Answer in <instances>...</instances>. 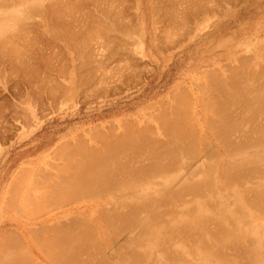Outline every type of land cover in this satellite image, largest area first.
Returning a JSON list of instances; mask_svg holds the SVG:
<instances>
[{
	"label": "bare ground",
	"instance_id": "obj_1",
	"mask_svg": "<svg viewBox=\"0 0 264 264\" xmlns=\"http://www.w3.org/2000/svg\"><path fill=\"white\" fill-rule=\"evenodd\" d=\"M19 1H0L2 3L0 8H3V10L0 9V38L9 33L7 38L5 37L6 39L9 38L8 47L7 45L4 46V42L7 40L5 39V41L2 38L4 41L2 42L0 39V63L3 66L6 65L5 67L0 66L3 70L1 71L0 68V72L1 74L4 73L3 76L5 74L8 77L11 75V78L13 72L18 71L15 74H19L22 71L23 75L26 72L27 77L24 76V78L26 77L25 92H19L26 95L21 98L24 100L29 95L27 101H30L31 95H37L36 100H38L39 95H46V97L49 95L50 99L49 97L44 98L45 100L49 99L52 104L49 105L48 100H43L48 102L44 103V105L48 104V112H45L46 108L41 106L42 96L39 97L38 104H41V107L39 106L38 112L43 107L45 110L41 109L43 111L41 112H45L47 118L49 116L50 120H53L54 115H58L60 111L70 106L67 105L70 102L65 103L69 94L71 96L74 91L79 95L84 90H86L85 92L90 91L91 94L94 91H96L94 94L99 93V91L102 92L100 96L95 95L96 98L102 95L104 98H106V95H119L125 89V87L120 88L119 85L123 81V79L122 81L120 79L125 77H123L125 71L132 73L131 71L137 63L141 62L142 67L137 64L135 70L138 69V73L133 71L134 74L141 75L139 71H143L142 68L144 67V70L146 68L147 78L151 77L153 80L157 75L162 77V74L165 73L166 64L160 66L161 61H158L160 58L158 55L152 56V51L164 52L169 46L171 48L174 45L178 46L175 42L177 36L172 37L175 32L178 33L179 29L182 31L185 29L184 32L180 31L181 34L186 33L182 37L186 36L187 38V32H185L187 30V39H189V34L191 36L196 31L194 34L196 35L197 30L199 33L204 28L206 30L212 26H218L222 20H220L221 18L217 19V17L222 13L230 16L235 13L236 8V13H246L250 8H255L260 0H222L220 2L229 4L227 8L225 4L223 8L226 9L222 13L221 10L224 9L222 6L220 7L221 10L218 7L220 10L218 14L221 13L220 15L217 14L216 7L218 5L215 3L217 1L213 3L210 0H82L85 2L84 6L81 5L83 3L79 2L80 6L78 8H81L80 10L83 13L79 12V14H77L78 11L76 14H70V9L69 12L64 11L65 7L67 10V6H69L73 12H76L78 9H76L77 6L74 7V3H77L78 0L77 2L75 0H49L46 3L43 0H41L43 3L40 0H33V3L29 0V3H26V0L24 2L20 1V3ZM86 3L89 4V9L85 5ZM125 7L128 10H125ZM263 9L264 5L257 7L258 12ZM63 11L68 12L70 15L66 16L67 14L64 13L63 16ZM29 14H37L36 16L40 18L34 17L35 19H31L32 16H29ZM28 16L31 19L29 22ZM234 18L238 17L234 16ZM225 24L227 29H231L235 25L232 19H229ZM190 28L193 29V33L189 30ZM34 29L38 30L39 33L42 31V36H46L49 32L50 36L53 35L54 38L58 34L62 36L63 32L67 34L68 38L65 36L67 39L65 38L66 42L64 44H68L69 47L66 46L67 50L64 49L67 52L65 57L67 56V59L70 57V61L65 58L67 62L64 59L62 49L63 59L60 56L59 61L62 60L63 64L57 66L58 64L55 63L59 61L55 62L52 57L56 52L51 47L54 52L53 55L50 54L52 55L50 59H54L51 63L55 62L53 64L56 66H51V63L49 62V65L47 62V65H44L46 67L50 66L46 68L47 70L37 68L41 65L40 60L45 56L47 58V55L42 52L41 54L44 56L40 58L39 54L35 53L36 57L37 54L39 56L36 58V60H39L38 64L35 59H33L35 61L32 60L30 54L32 55L35 49L34 52L46 50L49 47L47 43L51 40L48 38L49 42H47L49 36L47 35L45 38L43 36L47 45L43 49L46 45L42 44L44 42L40 38L41 35H39L42 40L36 39H39L40 43L38 45L43 46V50L40 49V45H37L41 51L38 50L34 46L36 42L34 41L33 45L31 43L32 37L37 33ZM31 31L34 32V36ZM179 34H177L178 37L181 36ZM29 36L32 39L29 40L30 42L28 41ZM60 36L56 40L63 43ZM170 37L172 38L170 39ZM226 37L224 40L227 42L229 36L227 39ZM54 38L52 37V39ZM173 38L176 40L174 41ZM195 38L197 37H194L193 40ZM187 39L184 38L182 42ZM173 41L177 45H172ZM177 41H179V38ZM219 41L218 45L226 43L222 40ZM27 42L32 45V48H29L31 46ZM54 42L51 45L57 46L55 40ZM182 42L179 45H182ZM62 43H59L60 46ZM25 45L27 46L25 47ZM186 46L183 45L181 49ZM241 46L242 43L239 41L237 46L231 47V50L229 49L225 55L215 56L212 59L213 62L216 61L215 65L209 69L210 71H207V69L202 71V74L206 71L213 74L216 70L215 72H219L216 75V79H218L220 69L227 71L224 66L234 67V71L228 69L232 72L229 79L226 76L228 81L223 78L224 72H221L223 75L220 76L226 83L223 80L224 83H217V87H214L215 90H218L216 93L213 90L216 94H214L215 97L210 96L213 104L208 101L210 100L209 96L203 97L204 95H202L201 99L207 98L208 100L206 99L204 102L201 100L198 109L195 105L191 107L196 109L194 111L193 109L189 110L193 111L190 113L192 117H195L193 119L189 114H186L185 110H179V108L186 109L188 107H186V104L191 103L187 92L191 93L193 91H190L191 87L189 85L191 82L188 85L190 88L183 86V89H186L184 91L182 90L183 84L180 86L178 82L172 85L169 91L179 90L184 92L183 95H179L180 92H175V96L177 98L181 97L183 100L180 99L181 103H178L180 100L176 102L174 92H168V94L170 93L168 98L170 96L171 101L173 95L175 101H173L174 99L172 101L176 103L173 104L167 100L170 106L166 107L165 100L161 102L164 109L159 106L161 103L156 106L150 101L156 109L161 107L165 110L166 108L165 112L163 110L162 112L159 111L162 121L158 119L156 122L153 118L157 125L162 122L163 126L159 127L161 132L156 131L157 126L156 130L150 129L149 122V125L146 124L150 127H147L149 130H147L146 125H144L146 129L143 125L142 128L140 125L144 123L143 118L137 117L142 121L139 122L141 124L137 123L138 119L134 120L136 126H134V121L131 122L134 125L127 123L128 127L126 124L121 128L119 124V128L115 126L116 129L118 128L117 130L112 127L114 130L112 134L109 133L108 135V132H106L108 137L106 134L105 137L107 138H102L97 131L98 134L93 131L91 134L100 135L101 139L98 144L95 143L96 145L86 146L85 141H87V137L90 138V130L98 126L103 128L107 123H112L113 125H111L114 126L112 120H103L104 118H119V121L127 119L131 121L134 118L133 113L128 111V104L121 105L119 102H113L108 105L106 111L93 112L89 107L88 113V107L84 110L78 108L73 115L79 116L83 111L86 118L90 117L88 122L93 123L102 120L94 123V125L88 124L89 128H83L84 131L73 127V129L57 136L53 137L51 135L52 137L44 143L39 141L34 145L32 144L31 148L26 147L16 153L11 166L14 165L15 159H19L20 162L8 176L6 183L1 186L0 264H264V72L261 71L264 66L262 62L264 61H251L252 54H245L247 60L242 54V56L237 55ZM5 47L8 48V51ZM24 47L29 48L28 50L32 49V52L28 53L26 49L24 50ZM56 51H60V49ZM49 52L51 51L49 50ZM61 52H59V55ZM25 54L28 56H25ZM35 55L32 56L35 57ZM204 56H207V53ZM27 57H30L32 64ZM55 57L57 59L58 56ZM152 57L155 61L153 65L150 61ZM193 58H195L194 55ZM64 60L66 61L65 64ZM221 60L227 61L221 64ZM250 61L251 63L248 64ZM34 62L37 64H34ZM121 62L124 64L121 65ZM257 62L259 64L258 70L255 69V64H252ZM243 64L248 68H244ZM251 64L254 70L251 69L252 66L249 67ZM35 66L38 70L33 69ZM122 66H125L127 70ZM237 66H242L241 69L247 70L240 69L239 71ZM128 68H131V71H128ZM192 68L194 69V67ZM249 68L252 71H249ZM122 69L124 71H121ZM9 71L12 73H9ZM121 72L124 73L121 74ZM198 72L201 73L200 70ZM116 73L119 78L116 77ZM133 73L129 76L126 74V77L134 76ZM208 73L204 75L205 83H207ZM19 75L15 76L16 78L19 76L17 79L21 77L20 81L16 80V82L21 83L24 78H22L21 73ZM226 75L228 74L226 73ZM135 76L133 79L135 83L137 79L136 85L147 86L149 84L147 79L141 80L139 77L135 78ZM15 77L12 82H15ZM144 77L146 78V76ZM213 78L215 79V77ZM128 79H125L127 83H124L126 82L124 80L121 85H130L128 82H131V80ZM4 80L6 81V77H4ZM134 80L133 83L131 82L132 84H135ZM24 81L25 79L23 80V87L25 86ZM201 81L194 80L193 82H199L201 86ZM211 81L214 80L211 79ZM168 82L166 81L163 86H166ZM215 82H218V80ZM118 83L119 85H117ZM12 84L14 87L18 86L17 89L22 87L21 85L19 87L18 84L15 86L16 83ZM132 84L129 86L131 89L133 88ZM199 84L195 85L198 86ZM203 84L201 87L204 92L208 88L212 89L209 85L207 88V84L203 88ZM5 85L8 86V84ZM128 85L126 86L128 87ZM0 89L3 91L1 87ZM17 89V92L21 91ZM203 91L201 92L203 93ZM109 92L111 95H109ZM77 93H75L76 96ZM186 93H188L187 97ZM13 95L17 94L13 92ZM79 95L77 97L81 96ZM85 95L82 94L81 99ZM196 95L194 96L196 97ZM182 96L188 98V101L183 97L184 100ZM199 96L197 97L200 99ZM92 97L86 98V101L92 100ZM197 97L196 99H198ZM33 98L32 100H34ZM192 98L193 96L190 99ZM157 99L159 98H156V101ZM83 100L85 101V98ZM19 101L17 102L21 104L22 102ZM29 101L27 104H29ZM0 102H2V104L0 103L1 106H5L3 104L4 100L0 99ZM195 102L197 101L195 100ZM10 104H15L13 105L14 108L8 105L13 108V110L11 109L13 112L8 110H2V112L6 111L5 114L16 112L17 114V107L22 106L23 103L17 105L12 99ZM149 104L148 102L147 108H149ZM178 104L179 108L177 107ZM183 104H185V108L181 107ZM192 105H189V108ZM8 106L5 107L8 108ZM64 106L66 107L64 108ZM5 107L1 108L4 109ZM29 108H32V106ZM19 109L20 113L22 111L27 112L26 109L21 110L20 107ZM152 109H149L152 111H149L150 116L153 113ZM161 109L159 108V110ZM155 110L154 113L160 116L159 113H156L158 111L155 112ZM29 111H31L30 109L28 113L32 115L33 112ZM189 111L187 110L188 113ZM2 112L0 111L1 114ZM25 112L22 115L25 116ZM38 112L36 111V113ZM8 113L6 115L11 117ZM136 115L138 114L136 113ZM2 116L4 115L0 117L2 118ZM24 116L21 117V122H23ZM32 116L34 117V115ZM43 116L42 114L40 118ZM158 116L156 117L160 118ZM16 117L18 115L15 118L12 117V119H17V122L10 118L12 123L17 124L20 121V117L19 119ZM26 119L29 118L25 117L24 122ZM33 119L36 120V118ZM60 119L62 121L57 125L63 124L64 116H61ZM30 120L28 121L31 122ZM3 121L5 122V120ZM3 121H1L0 126H7L10 122L6 121V124H3ZM119 121L117 122L119 123ZM85 122H87V119ZM12 123L10 122V124ZM20 124L22 125L19 122L18 125ZM23 125L22 127L25 128V125ZM30 125L32 124L30 123ZM8 126L7 128H9ZM12 126L15 127L14 131L19 130L20 126L17 128V125ZM27 126L29 127V124ZM67 126L68 123L58 127L62 129ZM106 126L110 125L107 124ZM2 128L4 129V127ZM2 128H0V132ZM160 128L163 130H160ZM11 130L9 128V131ZM86 130L89 134L85 138ZM108 131L110 132L111 129ZM155 132L158 134H155ZM100 137L98 136V138ZM84 139L86 140L84 141ZM95 140H97V137ZM4 141L6 142V140H3L2 144L0 139L2 145H4ZM87 142L89 143V139ZM4 149L6 150V148ZM46 151L48 152L46 153ZM56 151H62L61 156ZM40 152V156L43 152L40 160L31 158ZM52 153L53 155L58 153L59 159L56 157V160L59 161L53 160L55 155L53 159L48 157L52 161L45 160ZM24 163H27L28 167L22 165V167H19L20 164ZM18 167L20 169L17 171ZM24 173L27 175L22 176ZM89 199L93 201L92 204H89ZM92 205L97 208L93 207L95 212H90L93 215L89 213V208L92 209Z\"/></svg>",
	"mask_w": 264,
	"mask_h": 264
},
{
	"label": "rangeland",
	"instance_id": "obj_2",
	"mask_svg": "<svg viewBox=\"0 0 264 264\" xmlns=\"http://www.w3.org/2000/svg\"><path fill=\"white\" fill-rule=\"evenodd\" d=\"M1 1V0H0ZM20 1H23L24 2V0H20ZM20 1H19V3H20ZM28 0H26V3H29V1L31 2V3H33L32 1L33 0H29L28 2H27ZM41 1V0H40ZM49 0H43V2H48ZM50 1H52V0H50ZM210 1H213V0H210ZM217 2V10H218V12H217V10H216V12H217V14L220 12V10L225 6V4L226 3H224V2H220V1H222V0H216ZM224 1V0H223ZM37 2V1H36ZM36 2H34V3H36ZM42 2V1H41ZM42 2V3H43ZM75 2H77V0H75ZM79 2H81V3H83V4H81L82 6H84V3L85 2H83L82 0L80 1V0H78V2L77 3H74V7L76 8V6H77V8L76 9H78V10H76V12L74 11L73 12V10L71 9V8H69V6H67V10H66V7H65V9H64V11H68L69 12V9H70V11L71 12H69L70 14L71 13H77V11H78V13L77 14H79V12H81V13H83L80 9L81 8H78L79 6H80V4H79ZM218 2H220V3H218ZM226 2V1H225ZM18 3V4H19ZM40 3V2H39ZM213 3H214V1H213ZM224 3V4H223ZM2 3H0V5H1ZM78 4V5H77ZM223 4V5H222ZM229 4V3H228ZM228 4H226V8H227V5ZM8 5V4H7ZM86 5V7L89 9V4H85ZM220 5V6H219ZM264 5V0H260L259 2H258V5H256V7L255 8H250L246 13H236V11H237V8L235 9V13H233L232 15H225V14H223L222 12H224L225 11V9L226 8H223L224 10L222 11L221 10V13H222V15H220V14H218V15H220L219 17H217V19H219V18H221L220 20H222L221 21V23L218 25V26H216V27H210L209 29H206V30H200L199 31V33H198V30H197V34L196 35H194L195 33H196V31L194 32V34H192L191 36H190V34H189V39H187L188 38V31L186 30L185 32H187V38H186V36H183L185 39H187L185 42H182V41H184L183 39V37H182V35H186V33H182L181 34V32L180 31H182L181 29H179V31H178V33L177 32H175V34H174V36H172V37H176L177 36V40H178V38H179V41L181 40V38H183L180 42H182L181 44L182 45H179L180 44V42L179 41H177L175 38H173L174 39V41L178 44V46H173L172 48L169 46V48H171L170 50H169V48L167 47L165 50L166 51H164V52H162V51H157V50H153L152 51V56H157L158 55V57L160 58V60H158V61H161V63L159 64L160 66H163L164 64H166L165 65V73H163L162 74V77H159L158 75L152 80L151 79V77H148L147 78V72H146V68H145V70H144V67L142 68L143 69V71L141 70V71H139V72H141V75H139V74H134L133 73V71L135 72L136 71V73H138L137 71H138V69L137 70H135L136 69V65L138 64V65H141L140 63H137L136 65H135V68L131 71V68L129 69L128 68V71H131L132 73H133V75L135 76V78H137V77H139L141 80L142 79H147V82L149 83L147 86H144V85H141V84H138V85H136V83H137V79H136V83H135V80L133 79L134 78V76H132V79L134 80V83L135 84H132L133 82V80L131 79V76L130 77H126V74L129 76V74H132V73H128V72H126L125 71V73L124 72H121V74H123L124 73V75H123V77L125 78V79H128V80H131V82H128V83H130V85H128V84H123V85H121L122 84V82L125 80L124 78H121L120 80L122 81V79H123V81L120 83V85H119V83L117 84V85H119L120 86V88L121 89H123L122 87H125V89H123L122 91H123V93H121L120 92V94L118 95L117 94V96L116 95H112V96H108V95H106V98H104V97H99L98 98V96H100L101 94L100 93H102V92H100L99 91V93H96V94H94L96 91H91V92H93V94H91L90 93V91H87V92H85L86 90H84V91H82V89H81V91H82V93L80 94L81 96H82V94L83 95H85V93H87L86 95L88 96H84L82 99H81V96L79 95V93H77V92H73L72 94H71V96H70V94H69V97H68V99H67V102L65 103V104H67V103H69L70 102V104H67V105H70L69 107H67L66 109H63L62 111H60L59 113H58V115L56 114V115H54V118H53V120H54V122H52L53 120H50V117L48 116V118H47V114H44L45 112H48V110H47V106H48V104L50 105V104H52L51 102H50V96L48 95L47 97H49V99H46L45 100V98L44 97H46V95H39L38 96V100H36V98H37V95H34V96H30V101H29V104H31V105H29V104H27L28 103V101H27V99H28V96L29 95H27L26 96V98L23 100V98H21V97H25V95L26 94H20L21 92L22 93H24L25 91V87H26V77H27V73L25 72V75H26V77L24 78V76L25 75H23L22 74V71H20V73H21V75H22V78H24L25 79V81H24V87H23V80L24 79H22V81H21V83H20V85L22 86L21 88H19L21 91H16V89H17V84L19 85V83L18 82H16V80H19V79H17L20 75V73L19 74H15V73H17V72H10L9 71V73H12V78H11V75L8 77V75H6L5 74V76H3V74H1V72H0V77H1V79H0V87L3 89V91H1V89H0V99H2V101L4 100V102H3V104H5V106L7 107L8 105H10V106H13V105H15V104H10V103H12V99H13V101H14V103H17V105L19 104L17 101H19V102H22L21 104H22V106H18L17 107V110L16 109H14V110H16L17 111V114H16V112H14L13 114H11V113H8V114H10V116L11 117H9V116H7L6 114H5V112L3 111L2 112V110H8V111H10V112H13V111H11V109L13 110V108H14V106H13V108L12 107H9L8 106V108H6L4 105H2L1 106V104H2V102H0L1 104H0V106L1 107H5L4 109L3 108H1V112H2V114L1 115H4V116H2V118L0 119L1 121H3V120H5V122L6 121H10L11 123H12V121L10 120V118L12 119V117H14L15 118V116H17L18 115V117H16V118H18L19 119V117L22 115V114H24L23 112H25V111H22V113H20V109H19V107L20 108H22L21 110H23V109H26L27 110V112H25V116L24 115H22V116H24V118L26 117V118H29L28 120H30L31 118V122H29L27 119H26V121L24 122V118L22 119L23 120V122H21V117H20V123H22V125L24 124H29V127L27 126V124L25 125V128L24 127H22V125L20 124V125H18V123L17 124H15L14 122L12 123V124H10V122L8 123V124H10V126L12 127V130H11V127L10 126H8V124H7V126L10 128V130L11 131H13L14 133H12L11 131H9V128H7V126L6 125H2V126H0V128H2V127H4V129L2 128V130H4V132H5V134H4V132H2V130H1V132H0V139H1V142L3 141V140H6V144L4 143V145H2L3 144V142H2V144H1V142H0V193H1V190H2V187L1 186H3V184H5L6 183V181H7V179H8V176H10V174L13 172V170L15 169V167L19 164V162H20V160L19 159H15L14 160V165L13 166H11V164H12V160L14 159V157H15V155H16V153H18L19 151H21L22 149H24V148H26V147H29V148H31L34 144H36L37 142H39V141H41V142H46L47 140H49L52 136L54 137V136H57V135H59V134H61V133H63V132H66V131H68V130H71V129H73V127H77L79 130H81V131H84V129L83 128H85V127H88V124L89 125H94V123H97V122H101L102 120H99V121H94L93 123H91V122H88V119L90 118H86V116H84V112L82 111L81 112V114L79 115V116H77V115H73L75 112H76V110L78 109V108H80L81 110H84L86 107H88V109H87V112L89 113V107H90V109L91 110H93V112H96V111H98V110H104V111H106V108L108 107V105L110 104V103H115V102H119L121 105L122 104H128V106H129V110L128 111H130V113H133V119H131V121L130 120H125V121H123V120H118L119 118H113V117H107V118H104L103 120H112V122L114 123V126H112L113 124L112 123H107V124H109L110 126H106L107 127V129L105 130V126L102 128L101 126H98V127H96L95 129H92V130H90V134L91 133H93V131L94 132H98L101 136H102V138H107L108 136H107V134H106V132H108V135H109V133H111L112 134V132L116 129L115 128V126L117 127L119 124L121 125V128H123L124 126H126V124L127 123H129V125H130V123L132 122V121H134L135 119H138L139 117H140V119H142V121L145 123H139V122H142V121H140L139 119V121L137 122V123H139V124H141L140 126H144V125H146V124H148V122L150 123V127L149 126H147L146 125V128L147 127H149L150 129H154V130H156L157 129V127H158V129L156 130L157 132L159 131V127H161V125H162V122L159 124L158 123V125H157V120L158 119H160L161 120V113H159V111L160 112H162V110L164 109V105L161 103V102H164L165 100V102L166 103H164V104H166L165 106L166 107H168V106H170V104H169V102H171V103H173V104H175L176 102H178L180 99H181V97L178 99L175 95H176V93L177 92H180L179 93V95H183L182 93H184V92H182V91H179V90H176V91H172V92H170L169 90L172 88L171 86L172 85H175V84H177L178 82H179V84H180V86L182 85V90L184 91V90H186L185 88L183 89V86L184 87H191V90L188 88V90H190V91H192L191 93L192 94H194V95H196V92H197V95H196V97L197 96H199L198 94H201L202 92L201 91H203L204 89H202V84H203V82H204V80H205V73H208L207 71H210L209 69L211 68V67H213V65H215L214 63L216 62V61H214L213 62V58L215 57V56H223V55H225V53L230 49L231 50V47L233 48L235 45L237 46V44H238V42L239 41H241V43H242V46L238 49V52H237V55H240V56H244L245 57V59H246V56H245V54H247V55H250V54H252L251 56L253 57H251V61H253V60H255V61H258V60H262V61H264V9L261 11V12H258V10H257V7H261V6H263ZM5 7H6V5H4ZM9 6V5H8ZM71 6V5H70ZM73 6V5H72ZM81 6V7H82ZM191 6V5H190ZM222 6V8H220ZM73 7V9H75ZM189 7V6H188ZM214 7H215V4H214V6H213V9H214ZM218 7H219V9H218ZM189 8H191V7H189ZM0 9H2L3 10V8H0ZM8 9V8H7ZM9 10V9H8ZM125 10H128V8L126 9V7H125ZM63 11V16L65 15V14H67L66 16H68V15H70V14H68V12L66 13V12H64ZM234 11V10H233ZM4 12V11H3ZM129 12V11H128ZM127 12V13H128ZM65 13V14H64ZM32 14H33V12H32ZM32 14H29V16L31 15L32 17H30L31 19H35L34 17H39V16H36L37 14L39 15V13H37L36 15L34 14V15H32ZM75 14H72V15H75ZM236 14V15H235ZM1 15V14H0ZM29 16H28V22H29V20L31 21V19H29ZM234 16L235 17H238V18H234ZM40 18V17H39ZM38 18V19H39ZM37 19V18H36ZM37 19V20H38ZM229 19H232V22L233 23H235V25H234V27L233 28H231V29H227V26H226V22L228 21ZM36 20V21H37ZM227 20V21H226ZM262 21V22H261ZM261 22V23H260ZM250 24V25H249ZM260 24V25H259ZM262 24V25H261ZM212 25H213V22H212ZM248 25V26H247ZM255 25H257V26H255ZM262 26V27H261ZM215 28V29H214ZM218 28V29H217ZM254 28V29H253ZM187 29V28H186ZM250 29V30H249ZM40 31H41V29H39ZM185 30V29H184ZM184 30L182 31V32H184ZM189 30H191V33H193V29L192 28H190ZM211 30V31H210ZM34 31H36L37 33H39V31L38 30H36V29H34ZM206 31V33H204ZM208 31V32H207ZM232 31V32H231ZM246 31V32H245ZM248 31H250L249 33H248ZM32 32V35H33V31H31ZM31 32H29L30 34H31ZM42 32V31H41ZM41 32L38 34V35H36V34H34L35 36H37V37H35L34 35V37H32V35H31V37L33 38V40L31 39V37L29 36V39H28V41L31 39L32 40V45H33V42L35 41L36 42V45H35V43H34V46H36L37 47V45H38V43H40V41L42 40L44 43H42L43 45H46L45 43V41L44 40H46V39H44L47 35L49 36V37H47V42H49V39L48 38H50V42L49 43H47L48 44V46L49 47H47V45L46 46H41L40 44V49H42V47H43V49H45L46 47L49 49V48H51V47H53V49H54V51L56 52L55 53V55L54 56H52L53 54H54V52H53V49L51 50V49H49L51 52H49L48 53V49L46 48V50H43V51H41L40 49H38V47H37V49L38 50H40L41 52H38V51H36V52H34L33 51V54L35 55V53H38L39 54V56H40V58H43V56H42V52H43V54L45 53V55H47V58H46V56L44 57L46 60H40L41 62V65H39V67H37V68H41L40 70H42V68H48V66L50 65L49 64V62L51 63V61H54V59H55V62H57V60L59 61V57L61 56L62 58L61 59H63V56H62V52L64 53L63 55H64V59L67 57H65V55L67 54V52H66V50H67V48L69 47L68 46V44H64L66 41V39L68 38L67 36V34H64V32L62 33V36H60L61 34H58V38H59V36H60V39L63 41V43L61 42V41H58V40H56V38H54V36L53 35H51L50 36V33L49 32H47V35L45 36V35H43L44 36V38H43V36L41 35ZM229 32H230V34H229ZM28 33V35H30ZM181 34V38L180 37H178V35L177 34ZM190 33V32H189ZM248 33V34H247ZM261 33V34H260ZM6 34V33H5ZM7 34H9V33H7ZM7 34H6V38H7ZM42 34H44V33H42ZM179 34V35H180ZM199 34V35H198ZM223 34V35H222ZM39 35H41V37L39 36ZM64 35V36H63ZM67 35V36H66ZM239 35V36H238ZM255 35V36H254ZM260 35V36H259ZM8 36H10V35H8ZM56 36V35H55ZM67 38H66V37ZM227 36V37H226ZM228 36H229V38H228ZM234 38H233V37ZM5 37H2L4 40L6 39ZM42 38V39H40V38ZM52 37L54 38V39H52ZM63 37H64V39H63ZM172 37H170V39L172 38ZM194 37H197V38H195L194 40H193V38ZM226 37V39H227V42L224 40V38ZM236 37V38H235ZM252 37V38H251ZM2 38H0L1 40H2ZM34 38H35V40H34ZM36 38H39L40 39V41H38L39 39H36ZM66 38V39H65ZM244 38V39H243ZM251 38V41L249 40ZM59 39V40H60ZM169 39V40H170ZM172 39V40H173ZM252 39H253V41H252ZM7 40V41H6ZM5 41L6 42H4L3 40H2V42H4V46L5 45H7L8 43V41H9V38L8 39H6ZM30 40V41H31ZM53 40V41H52ZM54 40L56 41V45L57 46H54V44H55V42H54ZM172 40H171V42H172ZM219 40H222V41H225L226 43H222V44H217L218 43V41ZM29 41V42H30ZM38 41V42H37ZM62 43L61 44V46H63L62 48H60L61 46H60V44L58 43ZM174 41H173V43H172V45L173 44H176V43H174ZM233 43H232V42ZM246 41H248V42H246ZM29 42H27V43H29ZM52 42H54V44H53V46L51 45L52 44ZM171 42H170V45H171ZM179 42V43H178ZM229 42H231V43H229ZM25 43V42H24ZM58 43V44H57ZM219 43H221L220 41H219ZM243 43H245L244 45H243ZM176 44V45H177ZM32 45H30V43H29V46H31V47H29V48H32ZM38 45V46H39ZM169 45V44H168ZM185 46V45H187L185 48H183V49H181L182 48V46ZM9 45H7V47H8ZM27 45H25V47H26ZM33 46V48H35ZM59 46V47H58ZM66 46H67V48H66ZM215 46H217V47H215ZM230 46V47H229ZM7 47H5V49H6V51H8V48ZM24 47V50L26 49V51L29 53L32 49H30V50H28L29 48H25ZM55 47H56V50H59L60 49V51H56L55 50ZM215 47V48H214ZM225 47H227V48H225ZM244 47H245V49H244ZM59 48V49H58ZM66 50H65V49ZM225 48V49H224ZM243 48V49H242ZM248 48V49H247ZM63 49V50H62ZM149 49V48H148ZM215 49V50H214ZM253 51H252V50ZM61 50H62V52H61ZM214 50V51H213ZM243 50V51H242ZM247 50H249V51H247ZM6 51H5V53H6ZM25 51V52H26ZM32 52V51H31ZM30 52V53H31ZM58 52V53H57ZM59 52H61L60 53V55H59ZM193 52V53H192ZM198 52V53H197ZM258 52V53H257ZM52 53V55H50ZM69 53V52H68ZM159 53V54H158ZM164 53V54H163ZM206 53H207V56H204V55H206ZM244 53V54H243ZM32 54V55H33ZM38 54H37V57H36V55H35V57L34 56H32L31 54H30V57H32V60L33 59H35L36 60V58H38L39 56H38ZM49 54V55H48ZM170 54V55H169ZM190 54V55H189ZM198 54V55H197ZM204 54V55H203ZM242 54V55H241ZM58 56L57 57V59H56V57L55 56ZM187 55V56H186ZM193 55H194V57L195 58H193ZM208 55H209V57H208ZM258 55V56H257ZM25 56H28L27 54H25ZM49 56V57H48ZM53 57L54 59H50V57ZM68 56H69V54H68ZM162 56V57H161ZM203 58H202V57ZM256 56V57H255ZM260 56V57H259ZM30 57H27L28 58V60L30 59ZM34 57V58H33ZM193 58V61H192V58ZM211 57V58H210ZM39 58V59H40ZM162 58H163V60H162ZM166 58V59H165ZM188 58V59H187ZM250 58V57H249ZM262 58V59H261ZM67 59V58H66ZM65 59V60H66ZM70 59V57L67 59L68 61H70L69 60ZM165 59V60H164ZM202 59V60H201ZM32 60L30 59V63L32 64ZM35 60H33V61H35ZM64 60V64H65V62L67 61H65ZM186 60V61H185ZM212 60V61H211ZM247 60V59H246ZM250 60V59H249ZM38 59L35 61V62H37L38 63ZM43 61H45L46 62V64H45V62L44 63H42ZM61 61V62H60ZM58 63H55V62H52L51 63V66H56V65H54L53 63H55V64H58L57 66H59V65H62L63 64V61L62 60H60ZM67 61V62H68ZM146 61H148V59H146ZM146 61H144L145 63H146ZM150 61H151V63H152V65L153 64H155V61H154V59H153V57L150 59ZM201 61V62H200ZM210 61V62H209ZM226 61L227 60H221V64L222 63H226ZM251 61L248 63V64H250L251 63ZM34 62V64H37V63H35ZM47 62H48V66L46 67V66H44V65H47ZM192 64H191V63ZM208 62V63H207ZM240 62V61H239ZM259 62V61H258ZM258 62L257 63H252L253 65H254V67H255V69H257L258 70V66H259V64H258ZM144 63V64H145ZM148 63H149V61H148ZM191 65H190V64ZM260 63H261V61H260ZM262 63H264V62H262ZM39 64V63H38ZM122 64H124V63H122L121 62V65ZM172 64V65H171ZM189 64V65H188ZM237 64H239L240 65V63H238L237 62ZM244 64H245V61H244ZM244 64H243V67L244 68H248L246 65L244 66ZM252 64L249 66V67H251L252 66ZM258 64V65H257ZM195 65V66H194ZM234 65V64H233ZM261 65V64H260ZM0 66H3V64L2 63H0ZM6 65H4L3 67H5ZM199 66V67H198ZM261 66H263V65H261ZM50 67V66H49ZM125 67V66H124ZM123 66H122V68H124ZM141 67H142V65H141ZM192 67H194V69L192 68ZM238 67V66H237ZM240 67H242V66H240ZM240 67H238V70L240 71ZM254 67L252 66V70H254ZM264 67V66H263ZM261 68V71H263L264 72V68ZM1 68V71H3L2 70V67H0ZM34 68H36V66L35 67H33V69ZM36 68V69H37ZM223 68V67H222ZM225 68H227V71L229 72H227V71H225V70H223V69H220L219 71H220V74H219V76H218V79H216L217 78V76L216 75H218L217 73H219V72H215L214 71V75L213 74H207V83H205L206 82V80H205V82H204V84H203V88H205V86H206V84H207V88H208V85L212 88L211 90H210V88H208V89H206V92H204L203 91V93L199 96L200 97V99L198 98V99H196V97L194 96V95H192L189 91H187L188 93H189V96H188V93H186V97L188 96V97H192L193 96V98L192 99H190L189 98V100H190V102L191 103H189V105H192V103H193V105L192 106H190V108H189V105L188 104H186V109L189 111V110H192L193 108H191V107H193L194 105L197 107V109L198 108H200L199 107V103H201L202 101L201 100H203V102H204V100H206L205 98H202L201 99V96L202 95H204L203 97H207V96H214L215 97V93L217 92V90L218 89H214V87L217 85V83L218 84H220L221 82H223V80H222V76H220V75H223V74H225V75H223V78H225V80L226 81H228L227 79H229V76H231V74H232V70L234 71V67H225L224 66V69ZM232 68V69H231ZM236 68V67H235ZM243 68V69H244ZM141 68H140V66H139V70H140ZM186 71H185V70ZM204 69H207V71L206 72H204L203 74H202V71L204 70ZM231 70V71H229V70ZM243 69H241V70H243ZM250 68H249V71H252ZM38 70V69H37ZM47 70V69H46ZM125 70H127L126 69V67H125ZM190 70V71H189ZM201 71V73H199L198 71ZM245 71L247 70V69H244ZM243 70V71H244ZM260 70V69H259ZM121 71H124L123 69L121 70ZM181 71V72H180ZM205 71V70H204ZM256 71V70H255ZM38 72V71H37ZM221 72L223 73V74H221ZM5 73H7V72H5ZM192 73V74H191ZM197 73V74H196ZM226 73L228 74V75H226ZM114 74V73H113ZM142 74H143V77H142ZM191 74V75H190ZM16 75H19V76H17V78L15 77ZM139 75V76H138ZM203 75V76H202ZM113 76V75H112ZM119 75H117V73H116V77H118ZM141 76V77H140ZM144 76H146V78L144 77ZM209 76V77H208ZM210 76H211V78H210ZM226 76H228V78L226 79ZM4 77H6V81L4 80ZM15 77V82H12V79ZM121 77H122V75H121ZM159 77V78H158ZM189 77V78H188ZM201 77H204V78H201ZM213 77H215V79L213 78ZM113 78V77H112ZM119 78V77H118ZM186 78V79H185ZM190 78H192L191 79V81H190ZM209 78V79H208ZM219 78H220V80H219ZM9 79V80H8ZM201 79H203V81H201ZM211 79L212 80H214V81H211ZM187 80V81H186ZM195 80V81H201V86H200V84H199V82H197V83H195V82H193V81ZM209 80V81H208ZM218 80V82H215V81H217ZM222 80V81H221ZM224 80V82L226 83V81ZM3 81V82H2ZM6 83H5V82ZM8 81V82H7ZM13 81H14V79H13ZM20 81V80H19ZM126 81V80H125ZM139 81V80H138ZM166 81H169L168 82V84L166 85V86H163L164 84H165V82ZM176 81V82H175ZM183 81V82H182ZM10 82H11V84H10ZM191 82V83H190ZM192 82H193V85H192ZM210 82H213V83H210ZM223 82V83H224ZM4 83V84H3ZM12 83H16L15 84V86H17V87H14V85L12 84ZM124 83H127V81L126 82H124ZM189 83H190V85H189ZM216 83V84H215ZM5 84H8V86H6ZM131 84H132V86H133V88L131 89V87H129V86H131ZM195 84H199L198 86H196ZM212 84V85H211ZM5 85V86H4ZM20 85H19V87H20ZM125 85V86H124ZM126 85H128V87H129V89H128V87L126 86ZM189 85V86H188ZM194 86H196V87H194ZM219 86V85H218ZM12 87V88H11ZM127 87V88H126ZM134 87H136V88H134ZM186 87V88H187ZM198 87H199V90H198ZM200 87H201V89H200ZM217 87V86H216ZM215 87V88H216ZM8 88V89H7ZM193 88V89H192ZM13 89H15V90H13ZM19 89H17V90H19ZM121 89H119V90H121ZM127 89H128V91H127ZM180 89V88H179ZM10 92H9V91ZM11 90H13V91H11ZM99 90V89H98ZM97 90V91H98ZM181 90V89H180ZM195 90H197V91H195ZM215 91V93H214V91ZM24 91V92H23ZM127 91V92H126ZM208 91L210 92V94L208 93ZM13 92H14V94H19V95H21V96H19L18 95V98H19V100H17L16 101V99H18L17 98V95H13ZM16 92V93H15ZM20 92V93H19ZM168 92H170V93H173L174 94V96L176 97V102H173V101H175V98H173V95H172V100L170 101V96H169V98H168V95H170V93L168 94ZM176 92V93H175ZM195 92V93H194ZM199 92V93H198ZM213 92V93H212ZM10 93V94H9ZM75 93H77V96L79 95L80 97H77L76 95H75ZM88 93H89V95H88ZM112 93V92H111ZM206 93V94H205ZM207 93H208V95H207ZM2 94V95H1ZM164 94V95H163ZM215 94V95H214ZM23 95V96H22ZM75 95V96H74ZM95 95H98L97 96V98H98V100H97V98H96V96ZM109 95H111L110 94V92H109ZM163 95V96H162ZM178 95V96H179ZM190 95H192V96H190ZM14 96V97H13ZM42 96V101L44 100V101H49L50 103H48V102H42V101H40V102H42V105L41 104H38L39 103V97H41ZM60 96V95H59ZM93 96V97H92ZM95 96V97H94ZM113 96H115V97H113ZM160 96H162V97H160ZM166 96H167V98H166ZM34 97V98H33ZM36 97V98H35ZM46 97V98H47ZM75 97H77L76 99H74ZM91 98L92 97V100L90 99V100H88V101H86L88 98ZM110 97V98H109ZM164 97H165V99H164ZM183 97H185V96H182V98ZM186 97H185V99H186ZM208 97V98H209ZM209 98L210 100H208V101H210V103H212V98ZM217 97V96H216ZM12 98V99H11ZM32 98L35 100H32ZM85 98V101L83 100ZM87 98V99H86ZM94 98V99H93ZM103 98V99H102ZM154 98V99H153ZM156 98H159V99H157V101H156ZM160 98H162L161 100H160ZM122 99V100H121ZM124 99V100H123ZM184 99V98H183ZM184 99V100H185ZM71 100V101H70ZM74 100V101H73ZM82 100H83V102H82ZM102 100V101H101ZM103 100H105V101H103ZM146 100V101H145ZM160 100V101H159ZM163 100V101H162ZM167 100L169 101V102H167ZM178 100V101H177ZM182 100V99H181ZM181 100H180V102H178V103H181ZM192 100V101H191ZM195 100L197 101V102H195ZM26 101V103H24ZM79 101H81V102H79ZM139 101V102H138ZM150 101H152L153 102V104H155L156 106H157V104H159V103H161V104H159V106H162V108L163 109H161V107H159L161 110H159V108H155V107H153V106H155V105H153L152 104V102H150ZM183 101V100H182ZM186 101H188V98L186 99ZM185 101V102H186ZM199 101V102H198ZM7 102V103H6ZM10 102V103H9ZM32 102V103H31ZM35 102H37V103H35ZM71 102H72V104H71ZM74 102H75V104H74ZM150 103L148 106H149V108H147V103ZM158 102V103H157ZM9 103V104H8ZM44 103H48V104H46V105H44ZM184 103V102H183ZM196 103H198V105H196ZM21 104H19V105H21ZM24 104H27V105H29V106H27V105H24ZM185 104H183L181 107H183V108H185ZM213 104V103H212ZM16 105V106H17ZM44 106V108H46V110L45 109H43V107L41 108V109H43V110H45V112L44 113H42L43 111L40 109V112H38V110H39V108L41 107V106ZM146 105V106H145ZM181 105V104H180ZM32 106V108H34L38 113H39V115H38V113H36V111L35 110H33L32 108H29V107H31ZM40 106V107H39ZM77 106V107H76ZM85 106V107H84ZM66 106H64V108H65ZM144 107V108H143ZM150 107H152V108H150ZM178 108L180 107L179 106V104H178V106H177ZM28 108V109H27ZM103 108V109H102ZM146 108V109H145ZM189 108V109H188ZM10 109V110H9ZM31 110L33 113H32V115H34V117L31 115V114H29L28 113V110ZM149 109H152L153 110V113H152V115H156V116H158L157 114H155L154 113V110H155V112L156 111H158V112H156V113H159V115L160 116H158V117H160V118H157L156 116H150L149 114V111L150 112H152L151 110H149ZM167 109H169V108H167ZM186 109H180L179 108V110H182V111H186V114H189V116L190 117H192V115L190 114V113H192L193 111H194V109H193V111H189V113L187 112V110ZM65 110H67V111H65ZM138 110V111H137ZM165 110H166V108H165ZM165 110H163V112H165ZM196 110V109H195ZM31 111H29V112H31ZM35 111V112H34ZM42 111V112H41ZM142 113H141V112ZM144 111H145V113H144ZM147 111V112H146ZM181 111V112H182ZM44 115L42 118H40V116H42V114ZM136 113L138 114V115H136ZM146 113H148L147 115H145ZM21 114V115H20ZM29 114V115H28ZM37 114V115H36ZM41 114V115H40ZM184 114V113H183ZM0 115V116H1ZM32 117H31V116ZM46 115V116H45ZM38 116V117H37ZM61 116H64V119H63V124H60V125H57V124H59V123H61V121H62V119H60V117ZM148 116V117H147ZM150 116V117H149ZM163 116V115H162ZM188 116V117H189ZM5 119H4V118ZM46 117V118H45ZM138 117V118H137ZM157 119H156V118ZM197 117V116H196ZM33 118H36V120L35 119H33ZM71 118H73V119H71ZM148 118V119H147ZM156 120V122H154V119ZM164 118V117H163ZM193 118H195L194 116L192 117V119ZM43 119V120H42ZM70 120V122H69V120ZM86 119H87V122H85L86 121ZM153 119V120H152ZM13 121L15 120V119H12ZM17 120V119H16ZM15 120V121H16ZM147 120V121H146ZM150 120V121H149ZM151 120H152V123H151ZM159 120V121H160ZM196 120V119H195ZM195 120H192L193 122L195 121ZM0 121V124L2 123ZM18 121V120H17ZM16 121V122H17ZM36 121V122H35ZM117 121H119V123L117 122ZM122 121V122H121ZM128 121V122H127ZM146 121V122H145ZM162 121V120H161ZM4 122V121H3ZM3 123V124H6V123ZM125 122V123H124ZM30 123L32 124V125H30ZM66 123H68V126L67 127H63L62 129H60L58 126H62V125H64V124H66ZM122 123V124H121ZM133 123H135V121L133 122ZM133 123H131L132 125H134ZM154 123H156V124H154ZM41 124V125H40ZM105 124V123H104ZM103 124V125H104ZM112 124V125H111ZM116 124V125H115ZM124 124V125H123ZM152 124V125H151ZM12 125H17L16 126V128L18 127V126H20L19 127V130H16V131H14V128H13V126ZM23 125V126H24ZM128 124H127V127L129 126ZM149 125V124H148ZM155 127H154V126ZM27 126V127H26ZM39 126H41L40 127V129H39ZM134 126H136V123H135V125ZM139 126V125H138ZM143 126H142V128H143ZM154 128H153V127ZM157 126V127H156ZM163 126V125H162ZM8 129H6V128ZM103 129V131L101 130V128ZM110 127V128H109ZM112 127H114V130H113V128ZM120 126H118V128H119ZM56 128V129H55ZM89 128V127H88ZM109 128V129H108ZM117 128V129H118ZM144 128H145V126H144ZM145 128V129H146ZM149 128H147V130H149ZM163 128V127H162ZM162 128H160V130L162 129ZM6 129V130H5ZM57 129H58V131H57ZM83 129V130H82ZM85 129H87V128H85ZM111 129V131L109 132L108 130H110ZM116 129V130H117ZM25 130V131H24ZM56 130V131H55ZM105 130V131H104ZM154 130H152V132H154ZM163 130V129H162ZM35 131V132H34ZM102 133H101V132ZM151 131V130H150ZM33 132V133H32ZM88 131L86 130V132H85V138L87 137V135L89 134V133H87ZM96 132V133H97ZM105 132V133H104ZM157 132H155V134H158ZM159 132H161V131H159ZM97 133V134H98ZM17 134V135H16ZM103 134V135H102ZM105 134H106V136L107 137H105ZM110 134V135H111ZM154 134V133H153ZM30 135V136H29ZM52 135V136H51ZM94 135V137H92L91 138V136H93ZM100 135H97L96 136V134H91V135H89L90 136V138L89 137H87L86 139H87V141H88V139H89V143L87 142V141H85L86 139H84V141H85V144H87L86 146H91L92 144H98V141L101 139V137H100ZM9 136V137H8ZM98 136L100 137V138H98ZM10 137H14L13 139L12 138H10ZM96 137H97V140H95L96 139ZM6 138V139H5ZM82 138V137H81ZM83 138H84V136H83ZM93 138H95V139H93ZM8 139V140H7ZM11 139V140H10ZM82 140V139H81ZM83 141V140H82ZM95 141H97V142H95ZM87 142V143H86ZM7 143H8V145H7ZM33 144V145H32ZM91 144V145H90ZM95 144V145H96ZM8 146V147H7ZM4 148H6V150L4 149ZM8 148V149H7ZM18 149V150H17ZM28 149V148H27ZM8 150V151H7ZM49 151V150H48ZM48 151H46V153L48 152ZM39 152V151H38ZM56 152H58V151H56ZM45 153V152H44ZM59 154H60V156H61V154H62V151H59L58 152ZM58 153H54V155H55V157H54V159H53V153H52V155H50V156H47L46 158H45V160H50V161H52L51 159H49V158H51L52 157V159L53 160H56V157L59 159V155H58ZM40 154H41V152L40 153H38V154H36V155H34V156H32L31 158L32 159H35V160H40L42 157V155H43V152H42V155L40 156ZM11 155H13V156H11ZM57 155V156H56ZM11 156V157H10ZM49 157V158H48ZM57 159V160H58ZM56 160V161H57ZM59 161V160H58ZM23 166V167H25V166H27L28 167V164L27 163H24V164H20L19 165V167L20 166ZM7 166H8V169H7ZM21 166V167H22ZM17 168L16 170L18 171V169H20V168ZM15 170V171H16ZM28 173V172H27ZM26 176L27 174H23L22 176ZM219 175H221L220 173H219ZM21 176V177H22ZM21 181V180H20ZM0 196H1V194H0ZM89 204H92L93 203V201L91 200V199H89ZM94 206L92 205V209H93V211H92V209L91 208H89V213L90 212H95V209H97V208H93ZM1 208H2V206L0 207V215H1ZM90 214H92L93 215V213H90ZM90 216V215H89ZM91 217V216H90ZM89 217V218H90ZM108 235V234H107Z\"/></svg>",
	"mask_w": 264,
	"mask_h": 264
},
{
	"label": "crops",
	"instance_id": "obj_3",
	"mask_svg": "<svg viewBox=\"0 0 264 264\" xmlns=\"http://www.w3.org/2000/svg\"><path fill=\"white\" fill-rule=\"evenodd\" d=\"M213 1H216V0H213ZM216 3V2H215Z\"/></svg>",
	"mask_w": 264,
	"mask_h": 264
}]
</instances>
